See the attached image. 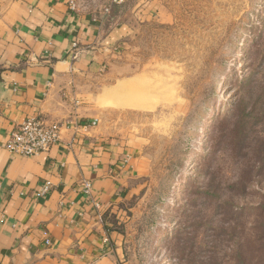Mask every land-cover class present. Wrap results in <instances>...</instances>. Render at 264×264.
Segmentation results:
<instances>
[{
	"label": "rangeland",
	"instance_id": "1",
	"mask_svg": "<svg viewBox=\"0 0 264 264\" xmlns=\"http://www.w3.org/2000/svg\"><path fill=\"white\" fill-rule=\"evenodd\" d=\"M160 1L105 67L101 123L146 137L148 170L103 223L119 264L248 263L264 226V0ZM74 2L106 23L134 4Z\"/></svg>",
	"mask_w": 264,
	"mask_h": 264
},
{
	"label": "crops",
	"instance_id": "2",
	"mask_svg": "<svg viewBox=\"0 0 264 264\" xmlns=\"http://www.w3.org/2000/svg\"><path fill=\"white\" fill-rule=\"evenodd\" d=\"M133 2L123 21L106 23L69 0H0V264H119V237L103 219L147 173V138L101 123L104 71L137 19L162 8L160 0ZM29 117L70 127L45 153H8L3 145ZM46 182L49 194L35 199Z\"/></svg>",
	"mask_w": 264,
	"mask_h": 264
},
{
	"label": "built area",
	"instance_id": "3",
	"mask_svg": "<svg viewBox=\"0 0 264 264\" xmlns=\"http://www.w3.org/2000/svg\"><path fill=\"white\" fill-rule=\"evenodd\" d=\"M69 7L75 9L74 0H69ZM90 125H95L92 122ZM68 123H45L44 121L29 117L20 123L9 135L7 142L3 148L11 154L20 155L22 157H32L49 151L60 140L62 130L68 129ZM84 194L89 195L90 184L86 181L81 183ZM51 190V184L44 183L35 193V199L46 197ZM49 244V241H46Z\"/></svg>",
	"mask_w": 264,
	"mask_h": 264
},
{
	"label": "trees",
	"instance_id": "4",
	"mask_svg": "<svg viewBox=\"0 0 264 264\" xmlns=\"http://www.w3.org/2000/svg\"><path fill=\"white\" fill-rule=\"evenodd\" d=\"M255 141H258V145L256 147H253V150L256 151V149L260 148L261 146L262 153L264 154V139H256ZM247 242H246L247 245L245 246V249L246 248L249 249V252L251 255H249L248 263H244V264H263V263H260L261 262L260 258L264 254V226H263V232H261L260 235L256 236L253 239L250 238ZM242 246H243V243H242ZM239 247H241L240 244H239ZM237 264H243V259L240 255L237 258Z\"/></svg>",
	"mask_w": 264,
	"mask_h": 264
}]
</instances>
